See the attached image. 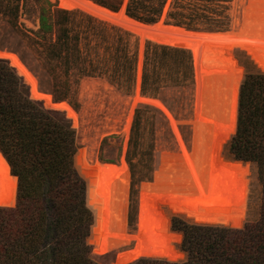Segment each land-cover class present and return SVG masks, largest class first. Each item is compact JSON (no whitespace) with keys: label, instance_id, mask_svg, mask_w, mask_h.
Masks as SVG:
<instances>
[{"label":"trees","instance_id":"obj_1","mask_svg":"<svg viewBox=\"0 0 264 264\" xmlns=\"http://www.w3.org/2000/svg\"><path fill=\"white\" fill-rule=\"evenodd\" d=\"M91 1L112 12L123 3ZM218 1L229 4L231 0H127L125 14L145 25L156 24L164 17L167 24L187 30L223 33L230 26L228 15L211 22L202 20L203 11L210 10L214 2L228 10V5ZM32 16L36 31L20 22H29ZM0 19L27 38L40 57H46V64L67 57V71L81 77H106L114 85L129 89L139 68L140 91L147 97L161 87L177 88L193 82L188 51L147 44L140 58L129 34L60 9L51 0H0ZM234 50L245 52L263 72H251V64L236 54L245 75L239 87L236 131L225 146L231 159L257 169L262 188L260 217L242 227L246 183L241 177L235 188L224 177V171L241 172L242 164L226 161L220 144L214 195L199 205L168 203L165 212L158 203L148 202L150 218L157 217L149 223L145 213L153 256L130 264H264V51L207 47L205 64L240 70L242 79L243 70ZM48 72L58 78L52 68ZM230 136H223L221 142ZM0 153L17 179L14 206L0 207V264H97L91 258L100 210L94 195L95 171L83 150L79 151L71 120L64 112L46 109L30 99L23 79L6 60H0ZM137 156H127L131 201L137 193L134 187L151 181L154 171L153 158L146 156L144 164L143 157L135 162ZM140 166L147 171L144 173ZM172 215L193 223L170 219L172 230L182 235L184 262H175L183 254L170 246L181 241L180 235L170 231Z\"/></svg>","mask_w":264,"mask_h":264},{"label":"rangeland","instance_id":"obj_2","mask_svg":"<svg viewBox=\"0 0 264 264\" xmlns=\"http://www.w3.org/2000/svg\"><path fill=\"white\" fill-rule=\"evenodd\" d=\"M87 1L92 2L96 6L104 8L91 0H87ZM51 2L57 4V1L51 0ZM126 3L127 0H123L120 9L117 12H112L104 8L111 13L109 14V16H105L104 18L101 17L96 18L93 15H90L89 13L81 9L70 12H77L84 16L91 17L92 19L98 22H101L107 26L120 30L123 33L129 34L132 37V40L136 42L137 51H138L137 56H139L140 58L142 57L143 51L145 50L147 44H150L151 46L152 45L164 46V45H157L151 43L147 40H143L145 38L143 36H141L142 37L141 38L136 33L131 31L132 29L126 27L129 26V24L123 23V21L120 20L119 16H121L122 14L125 17V19L135 23L137 25V28L138 26H140L141 29L145 31L157 32L160 35L174 34V33L166 30H161L159 27H154L155 24L145 25L127 17L125 14ZM218 3L220 5H225V6L228 5V10L224 11L223 8H220L219 5L216 4V2H214L212 3L213 6H211L210 10L203 11L204 17L202 20L203 22L207 20L208 21L210 20L211 22L214 20H220L224 15H228V18L230 19V26L226 32L231 31L235 27L236 22L239 21L238 23H240L241 21L242 8L240 6V3L236 0H231L229 4L228 3L225 4L224 2L221 1H218ZM33 6L36 9V6L35 5ZM33 19L34 16L30 18L29 22L26 20H21L20 22L24 23L25 27L29 28V30L36 31L37 29L35 27L36 22H33ZM161 20L164 21L165 26H170V27L173 26V28L176 27V29L182 28L187 32L213 33V32H205L200 30L199 31L187 30L184 27L167 24L165 22L164 17H162ZM213 23L215 24V22ZM211 25L209 24V27H212ZM214 33H222V32H214ZM177 35H183V34L178 33ZM29 37L32 38V34L29 33ZM167 47H172V46H167ZM205 49L202 50L203 62H205ZM184 50L188 51L191 56V52L189 51V49H184ZM0 51L8 52L16 55L18 57V60L22 63V65L34 77L39 92L48 95L53 103L66 104L75 113L78 121V126L76 127L77 129L76 128L74 129L76 130L79 151L83 150L84 157L85 155H87L86 161H88L89 165L95 162L101 164L114 165V166H118L121 163L125 165L128 172L129 183H128L127 191L126 192L124 191L125 192L124 197L122 196L121 199L122 201L124 199V204H125V208H123L124 209L123 219L126 223L127 234L130 236L135 235L137 233L138 224H139L138 218L140 213L139 206L141 205L140 202L141 186L143 184L151 185L154 183V174L159 169L162 154H166V153L177 154L182 149L187 156H190L192 154L194 141L195 139L197 140L195 136V129H197V127H200L203 124L202 123L203 119L200 118V110L202 109V106L204 104L202 97L197 98L199 104L196 99L193 65L191 66V71L193 74V80H192L193 82L190 83L189 86H183L177 88L171 86L161 87L155 92L152 91L151 97H147V96H143L140 91L141 72L139 68L137 71L135 83L134 85L130 86L129 89L128 87H126V85H122L120 87L114 85L106 77H97V76L81 77L79 74L73 72V70L67 71L68 69V66L66 64L67 57H60L59 59H56L55 61L52 62V65L46 64L45 62L46 57H40V54H38L39 50L34 45H32L27 38L23 37L20 33L13 30V28L8 24V21L5 19H0ZM237 53L239 57L242 58L241 61L247 60L248 63L251 64V66H249L248 64L249 70L251 72L263 73L255 66L253 61L249 58V56L245 52L234 50L233 55L236 61H237L236 59ZM237 63L239 67L243 70L242 79H241L242 82L245 75V69L239 63V61H237ZM49 68L53 69L54 74L57 75L58 78L55 79L49 74L48 72ZM216 91L217 90L213 92L214 93L213 95L217 97L219 95L218 94L219 92L217 93ZM223 95H224V90H221L219 97L220 99L219 98L218 99L221 100L223 98ZM238 95H239V90L236 98L237 99L236 122H237V110H238ZM134 99H136L137 101L135 100L134 102ZM146 100H148L147 103ZM198 106L199 107L201 106V108H199ZM220 108H222V106ZM57 111H61V110H57ZM197 114L199 115L197 116ZM128 118H129V124L127 127V133H125L124 130ZM135 123L137 125L136 129H134ZM201 129L203 131L202 130L200 131L202 132V134L200 133L199 137L202 136L200 140L202 139L201 141L203 142V144L204 145L219 144V150L221 144L223 158L226 161L231 162L230 160L231 158L228 156L227 152L225 151V146L230 140V138L234 135L236 131V125H235L234 133L231 134V136L226 142L223 141L221 142V140L217 137L216 133L209 132L208 128H201ZM135 153L138 154L137 158L135 159V162H137L143 157L144 159L143 162L145 164L146 156L153 158L152 167L154 168V171L152 173L151 181L142 182L138 184L136 187H134V189L136 188L137 193L135 194V196L131 201V195H130L131 173L129 170V166L127 164V156L128 154L132 155ZM4 161L6 162L5 159ZM218 164H219V157H218ZM92 168L96 173V169L94 167ZM140 168L144 173L147 171L145 167L140 166ZM241 170H242L241 172L224 171L225 172L224 177L232 184H234L235 188H237L236 184H238L239 179L241 177H243V181L246 183L247 204L245 209L246 218L242 224L243 227L246 223L256 222L260 217L259 214H260L262 188L257 179V169L255 165L250 163H242ZM9 173L11 174L10 168H9ZM102 193L104 195H107L106 194L107 191L105 190H102ZM156 193H158L157 197L162 198L163 195L162 192H156ZM214 193L212 195H214ZM154 202L161 205L164 212L167 210L166 206L168 203L164 201H154ZM146 205H144V209H143L142 228L146 232H148L150 236L151 255L150 257L146 258V259H150L153 256L152 234L145 228V213L147 215L149 223L157 217H154V219L150 218V211L152 210H150V206L149 209L147 208L148 209L147 210ZM100 208H101V204H100ZM129 215H130V221H129ZM172 217L180 218L183 221H186L190 224L193 223L191 221L186 220L185 218L175 215H172L169 218L170 231L172 233H176L181 236V241L178 244L172 242L170 245L173 249L183 254V257L175 262H184L186 260V255L180 251L182 235L172 230L170 224V219ZM99 218H100V210H99ZM98 230H99V224H98ZM98 240H99V236L97 235L95 242L96 244ZM94 246L93 247L91 246V258L94 262H96L97 264H115L116 258L119 254H125L133 249L134 242L130 241V243L127 246L119 249L118 251L110 252L104 256L92 255V250L95 248ZM163 246L168 247V245H163Z\"/></svg>","mask_w":264,"mask_h":264},{"label":"bare ground","instance_id":"obj_3","mask_svg":"<svg viewBox=\"0 0 264 264\" xmlns=\"http://www.w3.org/2000/svg\"><path fill=\"white\" fill-rule=\"evenodd\" d=\"M53 1H57V5L61 9L67 11L81 9L96 18H104L111 14L106 9L87 0ZM236 1L240 3L242 8V23H238V21L231 31L219 34L187 32L158 23L154 27L174 34H183L160 35L157 32L142 30L140 26L137 28L135 23L125 19L122 14L119 16L123 23L129 24L126 27L132 29L131 31L138 36H143L145 38L143 40L157 45L189 49L191 54L195 56L199 70L205 76L203 84L198 83V91H202V93L197 97H202L204 104L200 110V118L203 119V124L195 129L197 140L194 141L192 154L187 156L182 149L177 154H162L159 169L154 174V183L141 186L139 224L137 233L133 236L127 234L126 223L123 219L125 204L124 199L123 201L121 199L122 196L124 197L129 183L125 165L121 163L114 166L96 162L90 164L96 169L94 195L101 204L99 240L97 244L95 243L92 255L104 256L110 252L118 251L133 241V249L125 254H119L115 264H130L138 259L150 257V236L142 228L144 205L150 201L199 205L214 193L218 171L219 144L204 145L202 139L200 140L202 136L199 137V135L202 134L201 128H208L209 132L216 133L220 140L223 136L234 133L236 98L241 81V71L206 65L203 62L202 50L207 47H225L264 51V0ZM0 60H6L23 79L25 85L31 87L30 99L41 101L46 109L53 108L63 111L66 117L72 121L73 128L78 126L75 113L66 104H54L48 95L39 92L34 77L22 65L16 55L0 51ZM215 90L217 93L219 92L217 97L213 95ZM221 90H224V95L219 100ZM221 106L222 108H220ZM128 124L129 118L125 125V133H127ZM85 159L87 160V155H85ZM16 187L17 179L9 173V167L0 154V207L14 206ZM102 190L107 191V195H104ZM156 192H162V198L157 197L158 193Z\"/></svg>","mask_w":264,"mask_h":264},{"label":"water","instance_id":"obj_4","mask_svg":"<svg viewBox=\"0 0 264 264\" xmlns=\"http://www.w3.org/2000/svg\"><path fill=\"white\" fill-rule=\"evenodd\" d=\"M241 15H242V13H241ZM158 23H161L162 25H165L164 24V21L163 20H161V21H159ZM157 23V24H158ZM240 23H242V19H241V21H240ZM173 27V26H172ZM176 28V27H175ZM179 29H182V28H179ZM183 30V29H182ZM193 33H202V32H193ZM205 34H219V33H205ZM191 56H192V65H193V72H194V80H195V89H196V99H197V97L198 96H200L201 95V93H202V91H198V83L199 82H201V84H203V78L205 77L204 75H203V73L202 72H200V68L198 67V64H197V61H196V59H195V56H193V54H191ZM27 88H28V92H29V97H30V94H31V87L29 86H27ZM201 90V89H200ZM54 104H57V103H54ZM53 109V108H52ZM51 109V110H52ZM54 110V109H53ZM55 110H58V109H55ZM72 122V121H71ZM231 160V162H236V163H241L242 164V162H238V161H234L233 159H230Z\"/></svg>","mask_w":264,"mask_h":264}]
</instances>
